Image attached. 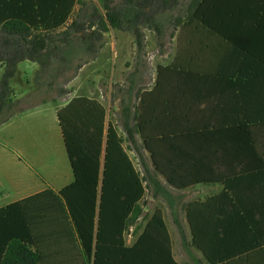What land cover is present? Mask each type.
I'll return each instance as SVG.
<instances>
[{
	"label": "trees",
	"instance_id": "16d2710c",
	"mask_svg": "<svg viewBox=\"0 0 264 264\" xmlns=\"http://www.w3.org/2000/svg\"><path fill=\"white\" fill-rule=\"evenodd\" d=\"M185 2L0 0V125L94 59L110 29L131 34L137 50L143 29L162 38L180 28V35L198 18L196 0ZM25 60L39 66L36 90L11 101L10 81ZM122 116L127 138L134 131L144 134L140 119L132 125L129 107ZM57 119L74 181L58 192L46 189L0 208V264L54 259L60 264H179L159 209L133 244L125 243V232L142 216L147 191L169 207L182 244L186 237L178 215L184 213L189 246L207 264H240V258L264 247V139L250 137L257 129L264 132V124L217 125L198 135L170 126L158 138L145 136L141 149L149 154H138V171L99 102L75 97L57 111ZM214 183L223 190L203 201L179 206L174 199L175 192ZM41 211L52 216L40 232Z\"/></svg>",
	"mask_w": 264,
	"mask_h": 264
},
{
	"label": "crops",
	"instance_id": "0c3cea01",
	"mask_svg": "<svg viewBox=\"0 0 264 264\" xmlns=\"http://www.w3.org/2000/svg\"><path fill=\"white\" fill-rule=\"evenodd\" d=\"M195 8L198 18L188 22L180 35V28L174 36L162 38L143 29L140 50L132 36L131 50L120 47L122 42L117 46L116 38L113 53L105 42L97 56L73 77L58 79L53 91L63 89L62 95L45 97V102H41L43 96H37L31 100L35 104L0 125V208L46 189L58 192L74 181L57 111L75 97L95 100L105 108L106 121L117 129L130 158L148 155L141 149L145 136L158 138L159 131L173 125L198 135L217 125L264 124V0H196ZM0 70L3 73L1 63ZM38 70L34 62L18 63L16 76L10 81L11 101L35 92ZM128 107L132 125L140 119L144 134L134 131L132 137H126L122 115ZM250 137L262 140L264 132L257 129ZM222 190L220 183L199 184L180 194L194 199L191 201H203ZM174 199L179 206L191 202H184L180 195ZM162 215L174 260L179 264H207L200 252L189 246L184 213L179 212L178 217L186 244L181 243L173 222L170 229ZM39 216L41 232L50 225L52 215L41 211ZM140 218L125 232L126 245L133 244L141 232ZM193 251L198 255L193 257ZM240 264H264V247L240 258Z\"/></svg>",
	"mask_w": 264,
	"mask_h": 264
},
{
	"label": "rangeland",
	"instance_id": "374dc122",
	"mask_svg": "<svg viewBox=\"0 0 264 264\" xmlns=\"http://www.w3.org/2000/svg\"><path fill=\"white\" fill-rule=\"evenodd\" d=\"M95 4L100 5V0H92ZM77 11V8L75 9V12ZM148 33V31L145 30V35ZM105 42L106 44L109 46V51L110 52H114L115 49V39L118 38L119 42L117 43V46H119L120 42H122V45H120V47H126L127 50H131L132 44H131V40L133 39L132 35L129 33H124V32H120V31H116V30H112L110 29L105 35ZM131 52V51H130ZM2 77V72L0 70V79ZM56 92V91H55ZM47 93L45 95H42L43 97L46 98H52L56 95V93ZM32 104H35V102H30L27 105H25L26 107H30L32 106ZM24 107V105H23ZM132 162L134 164V166L136 167V169L138 171H141V168L139 166V161L136 157H131ZM150 192H146L143 201L141 202V206H142V210H143V214L142 217L140 218L138 225L140 228H142L145 224V222L150 218V216L152 215V213L159 209L163 212L164 214V218L166 220L167 225L169 226L170 229L174 228L173 224H172V217H171V213H170V209L167 206V204L161 200V199H150ZM174 195L177 197L178 195H180V197L182 198V200L184 202H188L194 199H185L187 197L186 194H180V192H175ZM183 217V216H182ZM176 252H179L180 249L177 251V248L175 249ZM193 257H195L196 255H198L195 251H193ZM192 264V263H191Z\"/></svg>",
	"mask_w": 264,
	"mask_h": 264
}]
</instances>
